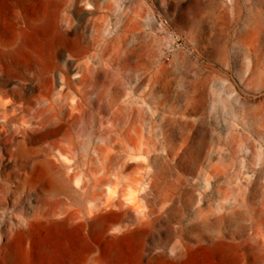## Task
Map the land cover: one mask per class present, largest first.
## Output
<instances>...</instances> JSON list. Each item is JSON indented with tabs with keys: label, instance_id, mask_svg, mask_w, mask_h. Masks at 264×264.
<instances>
[{
	"label": "rangeland",
	"instance_id": "374dc122",
	"mask_svg": "<svg viewBox=\"0 0 264 264\" xmlns=\"http://www.w3.org/2000/svg\"><path fill=\"white\" fill-rule=\"evenodd\" d=\"M44 11L0 0V264H264V0H58L3 57Z\"/></svg>",
	"mask_w": 264,
	"mask_h": 264
},
{
	"label": "bare ground",
	"instance_id": "6f19581e",
	"mask_svg": "<svg viewBox=\"0 0 264 264\" xmlns=\"http://www.w3.org/2000/svg\"><path fill=\"white\" fill-rule=\"evenodd\" d=\"M45 5L44 13L39 17H19L17 19V32L6 43H1L6 49L3 53V57H12L17 51L24 49L30 43L33 42V34L38 32H52L53 33V16L52 11L58 5V0H43ZM63 39V38H61ZM259 39V38H258ZM257 42V41H256ZM260 44V43H259ZM260 51V50H259ZM264 53V52H263ZM34 149L27 147L24 142H18L16 147V156L20 158L31 157L34 153ZM35 164V163H34ZM33 164V165H34ZM41 169L44 173V180L50 183L51 188L45 190L43 186L40 189L51 195H64L71 201L74 199V192L68 187V183L63 176L53 167L47 163H40ZM35 168V166H34ZM28 177L21 180L18 184L15 194H20L24 189H27L29 185ZM32 188V187H31Z\"/></svg>",
	"mask_w": 264,
	"mask_h": 264
},
{
	"label": "water",
	"instance_id": "95a60500",
	"mask_svg": "<svg viewBox=\"0 0 264 264\" xmlns=\"http://www.w3.org/2000/svg\"><path fill=\"white\" fill-rule=\"evenodd\" d=\"M40 161L43 163H47V164L51 165L52 167H54L56 170H60L62 173H64V170L61 167L54 165L53 162L48 161V160H40ZM67 183H68V187L73 190L70 183L68 181H67Z\"/></svg>",
	"mask_w": 264,
	"mask_h": 264
}]
</instances>
